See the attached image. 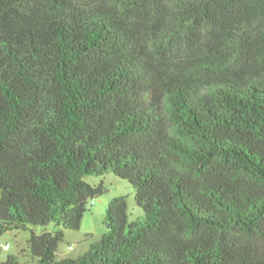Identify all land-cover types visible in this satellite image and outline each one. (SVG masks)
Here are the masks:
<instances>
[{"label":"trees","instance_id":"1","mask_svg":"<svg viewBox=\"0 0 264 264\" xmlns=\"http://www.w3.org/2000/svg\"><path fill=\"white\" fill-rule=\"evenodd\" d=\"M107 172L145 219L117 196L100 240L59 257ZM11 230L31 260L0 264H264V0H0Z\"/></svg>","mask_w":264,"mask_h":264},{"label":"rangeland","instance_id":"2","mask_svg":"<svg viewBox=\"0 0 264 264\" xmlns=\"http://www.w3.org/2000/svg\"><path fill=\"white\" fill-rule=\"evenodd\" d=\"M86 180L93 185L103 182L107 192L89 203L79 230H64V241L60 243L57 252L59 257L82 255L92 243L100 240L108 231L105 217L109 203L117 196L125 195L127 197L130 221L145 219L143 209L135 200L134 189L127 180L116 176L113 172L87 176ZM33 229L36 233H42L46 230L53 232L57 227L54 224H49L46 227L35 226ZM30 232L31 230H11L0 234V261H4L8 255H17L22 262L30 261L31 255L27 251Z\"/></svg>","mask_w":264,"mask_h":264}]
</instances>
